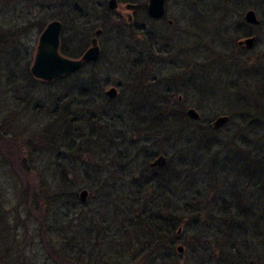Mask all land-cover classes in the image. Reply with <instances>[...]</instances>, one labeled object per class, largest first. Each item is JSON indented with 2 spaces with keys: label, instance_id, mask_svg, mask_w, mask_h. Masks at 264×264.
<instances>
[{
  "label": "rangeland",
  "instance_id": "1",
  "mask_svg": "<svg viewBox=\"0 0 264 264\" xmlns=\"http://www.w3.org/2000/svg\"><path fill=\"white\" fill-rule=\"evenodd\" d=\"M221 1L184 0V10L177 11L178 0H170L167 19L172 20L171 25L147 19L128 25L123 5L112 13L103 11L101 20L94 22L93 15L107 0H54L55 4L67 6H53V9L52 0H0V206L3 210L20 204L17 211H22L20 189L23 183L28 184L45 200L42 222L45 238L53 245L52 240L62 238L58 234L57 238H51L56 229L52 228L54 220H63V226L68 222L66 205L58 198L61 180L81 190L89 182L87 178L127 183L128 175L139 171L138 165L147 153L163 152L172 168H177L181 158L192 156V150L198 152L202 161H207L208 155L197 147L203 137H213L212 155L222 164L230 152L247 158L250 146L241 143L249 139L263 151V124L254 133L247 129L241 132L237 123L215 129L218 131L202 130V122L211 124L217 117L226 116L228 107L236 105L235 101L256 99L264 94V59L246 63L241 61L240 53H234L230 64L213 65L216 46L223 44L227 50L235 51L231 46L244 32L241 24L247 10H253L262 21V25L251 28L250 32L257 31L260 41L253 52L264 53V0H245L248 7L231 10L226 8L230 3ZM210 11L213 16L208 14ZM179 13L182 21L177 19ZM51 20L63 24L60 46L72 54L77 52L72 49V35H83L85 44L95 29L108 25L99 37L105 51L99 62L84 66L58 84L52 82L54 85L29 75L38 37ZM86 21L90 24L82 30ZM85 82L91 83L90 97L80 94ZM110 87L117 89L114 100H108L105 95ZM168 93H174L175 98L180 95L182 102L178 104L174 99L173 103L162 104ZM171 104L177 110L178 124L185 127L179 132L180 138H171L167 131L159 130L156 134L155 130L153 134L149 132L148 139L146 132L131 134L133 124L136 126V118L132 116L135 107L142 108V113L151 111L160 115L169 114ZM65 106L73 119L68 146L67 140H60L57 122ZM188 109L195 110L202 122L189 120ZM48 113L51 119L44 116ZM146 126L142 127L146 130ZM230 137L235 138L236 144L225 150L222 146L230 143ZM145 139L153 142L146 144ZM136 175L131 174V181L140 182ZM223 176L217 173L221 185L225 182ZM214 182L213 200L221 191L219 186L216 188V179ZM255 197L264 211V196L257 193ZM89 201L88 191L86 202ZM220 219L216 214L213 226L222 224ZM38 226L36 219L29 220L32 247H27L26 255L31 264H52L45 246H41ZM215 253L219 254L218 248ZM185 260L184 251L177 253L178 264H184Z\"/></svg>",
  "mask_w": 264,
  "mask_h": 264
},
{
  "label": "trees",
  "instance_id": "2",
  "mask_svg": "<svg viewBox=\"0 0 264 264\" xmlns=\"http://www.w3.org/2000/svg\"><path fill=\"white\" fill-rule=\"evenodd\" d=\"M226 3L231 4H226L230 10L248 7L245 0H226ZM208 14L213 16V11ZM103 27L106 30L108 25ZM60 53L68 58H78L63 46ZM67 77L53 83L58 84ZM235 104L228 107V122L222 128L237 123L241 132L247 129L254 133L261 129L264 125V94L256 99L235 101ZM67 108L65 106L59 114L57 122L60 140H67L68 146L73 119ZM171 108L169 114L158 115L151 111L142 113V108L135 107L132 116L136 118V126L133 124L132 128H135L130 130L131 134L146 132L148 139L153 130L155 134L159 130L167 131L171 138H180L185 127L178 124L173 104ZM44 116L51 119L50 113ZM141 125H147L146 130ZM201 126L203 131L222 129L215 130L211 124L203 122ZM147 139L146 144L153 142ZM234 139L230 137V143L222 147L227 150L234 146ZM241 145L250 146L247 158L230 152L222 164L213 158V137H203L197 147L208 155L207 161H202L198 152L192 150V156L181 158L177 168L170 167L167 162L157 171L145 172L148 163L157 155H166L163 152L147 153L137 169L144 174L131 173L141 178L140 182L131 181V174L127 183L87 178L89 182L83 188L89 191L88 203L79 202L81 189L61 180L58 198L66 205L68 222L63 226V220H54L52 228L56 229L51 238H57V234L62 238L52 240L53 245L45 238L46 228L42 222L45 200L23 183L19 201L24 205L22 211H17L20 204L11 210H3L0 206V264H31L26 250L31 246L29 232L34 224L28 226L32 219L38 221L41 246H45L52 264H178L177 246L184 248V264H264V211L255 197L257 193L264 196V157L259 156L264 155V150L260 151L251 139ZM217 173L224 175L222 185L220 178H216ZM215 179L216 188L219 186L221 191L213 200ZM216 214L222 224L213 226ZM217 248L219 254L215 253Z\"/></svg>",
  "mask_w": 264,
  "mask_h": 264
},
{
  "label": "water",
  "instance_id": "3",
  "mask_svg": "<svg viewBox=\"0 0 264 264\" xmlns=\"http://www.w3.org/2000/svg\"><path fill=\"white\" fill-rule=\"evenodd\" d=\"M164 2L165 0H149L148 15L151 18L158 19L164 14ZM117 3L115 0H109L108 8L115 10ZM130 8L129 6L126 7ZM243 20L247 24L258 25L259 20L253 10H247L243 15ZM62 25L59 21H50L45 29L40 34L37 45L35 48V53L33 61L29 68L30 76L43 83H52L55 80L61 79L68 74L76 72L83 63L85 62H95L99 58V48L97 46V41L94 38L91 41V46L83 54L80 59H70L63 56L59 52L60 47V33ZM99 31L97 32V34ZM253 38L245 40L243 43L246 45H251ZM242 44V43H240ZM117 95L115 88H110L106 91V96L109 99H114ZM186 116L191 121H198L200 116L193 110L188 109L186 111ZM228 122L227 116L217 117L212 123L211 127L213 129H218L223 127ZM166 164V158L163 155H158L151 163L152 168H161ZM88 198V191L83 189L78 193V200L80 203H85ZM180 233V230H178ZM184 251L182 246L176 247V252L182 254Z\"/></svg>",
  "mask_w": 264,
  "mask_h": 264
},
{
  "label": "flooded vegetation",
  "instance_id": "4",
  "mask_svg": "<svg viewBox=\"0 0 264 264\" xmlns=\"http://www.w3.org/2000/svg\"><path fill=\"white\" fill-rule=\"evenodd\" d=\"M9 2L10 1H12V0H8ZM53 1V3H50V7L53 9L54 7L53 6H55V8H57L58 6H67V4L66 3H57V4H55L54 3V0H52ZM116 1V3H117V7H116V9L115 10H117L118 9V6L119 5H123V8H124V10L126 11V13H125V18H126V22H127V24L129 25V24H133V23H137L139 20H148V21H150V22H153V23H159V22H164V21H166L169 25H171L172 24V20H169V19H167V16H168V13H169V11H168V9H167V3H168V1H170V0H165V2H164V14H163V16L161 17V18H158V19H154V18H151V17H149V15H148V6H149V0H115ZM123 1V2H122ZM57 2H58V0H57ZM108 2H109V0H107V2H106V4H105V6L103 7V8H99V11H98V13H95L94 15H93V19H94V22H96V21H99V20H101L100 18L102 17V15L101 14H104V12H106V11H110V13H112V12H114L115 10H111V9H109L108 8ZM180 2H181V5H180ZM182 5L184 6V0H178V2L176 3V7H177V11L181 8L182 10H184V8H182ZM127 6H129L130 8H126ZM104 11V12H103ZM68 13V12H67ZM256 14V13H255ZM74 15V14H73ZM181 15H180V13H179V16H178V21H182V18L180 17ZM257 16V15H256ZM257 19L259 20V18L257 17ZM51 21H53V20H51ZM58 21V20H57ZM71 21H74L72 18H71ZM60 22V21H59ZM61 23V22H60ZM48 24V23H47ZM46 24V25H47ZM84 24V27L83 28H81L79 25H78V27L79 28H81L82 30H84L85 28H86V25H88V24H90V22L89 21H86V23L84 22L83 23ZM61 25H62V29H61V33H62V31H63V24L61 23ZM105 24H103V25H100L99 26V28H97V29H95L94 31H93V33H92V36H89V39H87V41H86V43H88V44H83V41H84V39H83V35L81 36V37H78L77 35L76 36H74V35H72L73 37L71 38V41H72V43H73V46H72V49L73 50H75V51H77L76 53H74V54H77L78 55V58L77 59H80L82 56H83V54L89 49V47L91 46V41L95 38L96 39V41H97V46H98V48H99V58H98V60H96L95 62H85V63H83L82 64V66L76 71V72H74V73H72V74H68L67 76H72L73 74H75V73H77L78 71H80V69L81 68H83L84 66H87V65H95V64H97V62H99V60H100V58H101V56H102V52L104 53L105 51H104V49H103V46H102V42L101 41H99V37H100V35L103 33V31H104V26ZM242 25V27L241 28H243V30H244V32H242V35H241V37H239V38H236V40L235 41H233V44H232V46H231V48L232 49H235V51H231L230 49L229 50H227L224 46H221V45H223V44H220V45H218V46H216V48H218V51H216V57H215V61L213 60V65L215 66V62H216V65H218V66H220V65H223V66H226L227 64H230L229 62L231 61V60H233V58H234V56L235 55H233L234 53L235 54H237V53H240L241 55L240 56H242L241 58V61L243 60L244 62H246V63H253V62H260L261 60H263L264 59V53H263V51H261V52H253V49H255L258 45H259V35H258V32L257 31H254V32H250V29L251 28H258L260 25H262V21H260L259 20V24L258 25H251V24H247L246 22H244V20H243V23L241 24ZM82 26V25H81ZM46 27V26H45ZM45 27H44V29H45ZM77 27V28H78ZM43 29V30H44ZM42 30V31H43ZM42 31H41V33H42ZM71 31H75L73 28H72V30ZM99 31V33L97 34V32ZM135 31H138V28H136V30ZM76 32V31H75ZM75 32H74V34H75ZM142 32H143V30H142ZM40 33V34H41ZM61 33H60V35H61ZM159 34H161L162 35V33L160 32ZM40 36V35H39ZM220 36H223V35H220ZM160 38H161V40L163 41H166L165 39H164V37H162V36H159ZM217 37V36H216ZM39 38V37H38ZM81 38V39H80ZM251 38H253L254 40H253V42H252V44L251 45H246V44H244L243 42L245 41V40H248V39H251ZM116 40V39H115ZM219 39H217V41H218ZM38 41V40H37ZM221 43V42H220ZM240 43H242V44H240ZM61 47V46H60ZM60 47H59V50H60ZM111 52H113L114 53V51H111ZM232 53V54H231ZM250 57H252L253 58V61H250ZM242 61V62H243ZM86 83H87V85H86ZM91 85V83H89V82H85V83H82V87L80 88V94H82L83 96L84 95H87L88 97H90V90H89V86ZM87 87V88H86ZM111 88V87H110ZM113 88H115V87H113ZM116 89V88H115ZM116 91H117V89H116ZM105 95H106V92H105ZM117 96V95H116ZM162 96V95H161ZM87 97V98H88ZM107 97V96H106ZM116 98V97H115ZM114 98V99H115ZM150 98V97H149ZM114 99H109L108 98V100H114ZM151 99V98H150ZM174 99H176V102L179 104V103H181L182 102V97L179 95V96H177L176 98H175V96H174V93H168V94H166L165 96H164V100H163V102H162V104H165V103H167V101L169 102V103H173L172 101H174ZM150 102V100L148 101V103ZM147 103V104H148ZM228 104V103H227ZM156 158V157H155ZM154 158V159H155ZM153 159V160H154ZM152 160V161H153ZM151 161V162H152ZM151 162H149L148 163V167L145 169V172H147V171H151V170H153V171H157L158 169H160V168H152L151 166H150V163ZM167 163V162H166ZM148 169V170H147ZM135 173H137V175L139 174V173H142V174H144V171H135Z\"/></svg>",
  "mask_w": 264,
  "mask_h": 264
}]
</instances>
